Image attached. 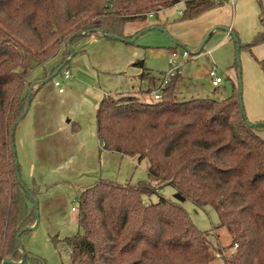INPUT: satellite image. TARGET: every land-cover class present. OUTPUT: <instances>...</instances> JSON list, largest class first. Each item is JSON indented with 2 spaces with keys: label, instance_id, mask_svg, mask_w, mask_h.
Returning <instances> with one entry per match:
<instances>
[{
  "label": "trees",
  "instance_id": "obj_1",
  "mask_svg": "<svg viewBox=\"0 0 264 264\" xmlns=\"http://www.w3.org/2000/svg\"><path fill=\"white\" fill-rule=\"evenodd\" d=\"M181 1L0 0V264L7 259L47 264L22 244L31 233L22 231L37 221L38 197L50 188L28 187L16 155L15 130L36 92L28 90V76L63 49V61L40 85L53 80L68 64L70 47L82 38L133 44L123 35L125 25L150 14L157 18ZM226 2L186 0L180 21ZM259 20L262 30L248 43L232 32L239 53L252 54L264 43L263 11ZM257 62L264 72V60ZM240 98L234 86L224 100H179L171 84L159 101L129 94L103 97L95 113L101 150L145 162L147 180L100 179L81 193L75 209L78 231L63 240L70 264H211L213 253L225 249L233 251L222 256L223 264H264V121L249 122ZM166 186L184 201L211 207L218 226L199 231L180 202L160 194ZM153 195L156 202L145 200ZM219 229L230 242L217 248Z\"/></svg>",
  "mask_w": 264,
  "mask_h": 264
},
{
  "label": "crops",
  "instance_id": "obj_2",
  "mask_svg": "<svg viewBox=\"0 0 264 264\" xmlns=\"http://www.w3.org/2000/svg\"><path fill=\"white\" fill-rule=\"evenodd\" d=\"M260 2L264 13V0ZM257 3L258 0H234L232 4L227 0L224 5L187 21H180L184 5L178 10L177 16L167 15L169 9L177 7L175 5L161 11L157 18L149 17L157 19V23L141 27L134 34L124 37H133L146 28L148 30L145 31L155 30L152 28L154 26L166 30L175 48L169 45L170 42H166L167 48L164 46L159 50L165 54V57L169 58L170 50L189 48L196 51L194 62L202 64L205 61L202 57L208 55L210 62H205L203 66V80L206 81L208 71L215 66L218 77L222 78L223 75L219 74L222 72L225 79H222L217 87L208 83L212 88H219L224 81H228L232 95L235 85L230 69H233L236 63V45L230 33L234 31L240 43L245 44L262 30ZM207 35L209 36L205 45L198 53ZM206 47L208 48L204 52ZM71 49L74 56L66 67L71 71L72 77L69 81L63 82L65 86L62 84V93L58 92L51 80L40 84L63 61V49L54 59L28 76L27 83L36 92L14 135L23 182L28 187L36 183L41 190L50 186L38 197L40 218L38 225L40 223L46 225L51 221L70 226V232L64 237L73 236L78 231L76 215L72 222L67 212L72 198L100 179L119 184H136L137 174L141 177L143 172V170L141 173L138 172L140 163L135 158L101 150L95 118L98 103L103 97L116 94L135 95L149 102L144 96L148 94L150 99H153V92L159 89L161 76L166 72L165 69L153 70L145 60H141L144 58V52L125 46L119 40L86 37L74 43ZM242 51V58L247 66L245 89L248 98L244 104L245 112L251 122H262L264 121V85L260 80L262 70L260 71V67L258 69L256 66H259L257 61L264 60V43L254 47L252 54L246 50ZM203 52L204 54L201 55ZM187 59L182 61L183 74L180 72L171 82L179 100L181 97L183 100H186V97L194 98L188 96L189 94L183 95L181 88L191 87L192 83L199 80L192 63ZM138 61L142 62V67L134 65ZM251 70L256 73V81L260 82L258 87L253 82L254 77L248 72ZM121 74L128 76V81L122 87V83L116 81L117 77H113ZM141 75L144 77L141 78ZM201 90L197 92V98H201L200 93L204 95L205 91L203 88ZM145 166L147 174V165ZM62 181H70L72 184H60ZM71 211L75 213V208L72 207ZM37 235V231H32L28 236V243H23L26 251L34 252Z\"/></svg>",
  "mask_w": 264,
  "mask_h": 264
},
{
  "label": "rangeland",
  "instance_id": "obj_3",
  "mask_svg": "<svg viewBox=\"0 0 264 264\" xmlns=\"http://www.w3.org/2000/svg\"><path fill=\"white\" fill-rule=\"evenodd\" d=\"M184 1L185 0H182L179 4H177L176 8L169 9V11L167 12V15L170 17L177 16L178 10H181V8L184 5ZM259 5L260 4L257 3L258 14L261 15L263 10H261V7ZM263 17H264V13H263ZM157 22H158L157 19H151L148 17L145 21H134V22L128 23L124 27L123 35L129 36L131 34H134L141 27H144V26L148 27L151 24L157 23ZM158 29H160V28H157V30L153 29L152 31H145V32L140 33V34H136L132 38H134V37H138V38L134 41L133 44H125V43H123V44L125 46L132 47L135 49H139L142 52H144V54H145L144 58L141 60H145L146 64L151 66L153 68V70H160L161 71V70L165 69L166 71H168L169 70V66L167 64L168 57H165V54L163 52H160L159 50L166 45V42H170L169 45L173 48H175V45H173V43H171L170 36L168 34H166V30H164L162 28H161V30H158ZM209 35H207L204 38L202 43L207 40ZM202 43H201V45H202ZM158 47H159V49H158ZM164 48H167V47L165 46ZM207 48L208 47H206L204 49V52L207 50ZM182 50L183 49H181L179 51L181 55H182ZM186 50L189 51V53H190L189 58L187 60H190V62L192 63L193 69L196 71L195 74L198 75L199 80L192 83L191 87L186 86V87L181 88L182 94L183 95L189 94L188 96H194V98H197V92L198 91L201 92L202 91L201 88H203V90L205 92H204V95H202V93H200L201 98H208V99H213V100H222V99L224 100L225 98L230 97L231 96V88H230V85L227 83L228 81H224L223 84L220 85L219 88H212V86L208 83V82H210L209 78H206V81L203 80V66H205V62H207V63L210 62V57L208 55L203 56L202 59H204L205 61L202 64H201V62L195 63L194 62V60H195L194 53H196V51L189 49V48H186ZM155 51H157V52H155ZM170 51H168V55H169ZM204 52L201 55H203ZM242 52H240V54H239V64H235L233 69L231 68L230 71H231V73H233V84L235 85L236 88L238 87L239 89H241V100H242V106L244 109L246 119L249 122H251L250 119H248L249 117L245 112V105H244L246 102V99L248 98L247 97L248 93L245 89V80L247 81V79L245 77V73H247V71H246L247 66H246L245 61L242 58L243 57ZM191 54H193V55H191ZM178 62L180 63L181 59ZM252 63L254 66H256L253 61H252ZM258 65L259 66H256V67L258 69L260 67V71H261L262 66L259 63H258ZM180 72H182V74H183V68L180 69ZM248 72H250L251 77H254L253 82L255 84H257L255 86L258 87L259 86L258 84H260V82L256 81L257 80L256 79V73H254L252 70L248 71ZM260 73H261L260 74V80L264 85V72H263V70ZM219 74H220V76L223 75L222 79H225L224 74L222 72L221 73L219 72ZM113 77L114 78L117 77L118 80L116 79V81L122 83L121 87L128 81V76L125 74H121V75L113 76ZM56 79L59 80L60 75L56 76L50 82L53 83V81ZM239 81H240V86H239ZM224 87H226L225 90H224ZM30 89H33L32 86L30 88H28V90H30ZM187 91H189V93H187ZM150 98L151 97H149L148 94H146L144 96L145 100H147V101L152 100L153 101V99H150ZM186 98H187L186 100L190 99V97H186ZM180 99L183 100L182 97ZM98 105H99V103H98ZM251 123H254V122H251ZM260 136L264 140V129L260 132ZM145 165H146L145 162H141L139 165L138 172L141 173L142 170H143V172L141 174V177H140V174H137L138 182L147 180V174L145 171L146 166ZM70 181H62L60 184L71 185L72 181L71 182ZM160 194L164 198L175 200L174 196L176 195V192L170 186L164 187L160 191ZM80 195H81V193H79L78 196L72 198L68 204L69 211L67 210V212H69V216L71 217L72 222H74V220H75L76 213H73L71 211V208L72 207H74L75 209L78 208V200H79ZM145 200L151 201V202H156L158 200V196L153 195L150 198H145ZM181 204H182L184 210L187 212L191 222L194 224V226L199 231H212L215 227L218 226V223H219L218 216H217L216 212L211 207L206 206V207L200 208V207L195 206L193 203H191L188 200L182 202ZM38 214H39V212H38ZM42 223H43V221H42ZM35 231H37L38 235H37V239L35 241L34 252L32 254L44 259L47 264H70L69 249H68L66 243L63 242V240L65 238H68V236L67 237H64V236H65V234L70 232V226H63L60 223H52L51 221H49V223H47L46 225L40 223L38 225V227L35 229ZM31 234H32V232L22 238V244L28 243L27 242L28 236ZM215 234L217 236V240H216L217 248L224 247L225 245H227L230 242V237L227 234V232L225 231V229H219L215 232ZM69 237H72V236H69ZM232 251H233V249L229 250V251L225 249L223 254H221V255H219L215 251L213 253L214 258H213V261L211 262V264H223L222 263V261H223L222 256L225 255L227 257L229 255V253H231Z\"/></svg>",
  "mask_w": 264,
  "mask_h": 264
},
{
  "label": "built area",
  "instance_id": "obj_4",
  "mask_svg": "<svg viewBox=\"0 0 264 264\" xmlns=\"http://www.w3.org/2000/svg\"><path fill=\"white\" fill-rule=\"evenodd\" d=\"M233 4L234 0H228ZM149 17H152L150 14ZM180 50L178 49H173L169 53V58H168V66L169 70L166 71L162 76H161V84L158 90L153 92V99L155 101H159L162 99V91L163 89L167 88L171 82L180 74V69L182 67V61H185L189 57V52L186 49L182 50V55L179 52ZM181 59V62L179 63L178 61ZM60 79L59 80H54L53 85L56 87L59 93L63 92V85L62 83L64 81H69L72 77L71 71L65 67L62 69L60 72ZM208 78L210 79V83L212 86L217 87L221 82L222 78L218 77L217 75V68L213 66L207 73ZM74 211V209H72Z\"/></svg>",
  "mask_w": 264,
  "mask_h": 264
},
{
  "label": "water",
  "instance_id": "obj_5",
  "mask_svg": "<svg viewBox=\"0 0 264 264\" xmlns=\"http://www.w3.org/2000/svg\"><path fill=\"white\" fill-rule=\"evenodd\" d=\"M156 29H157V28H156ZM159 30H161V28H160ZM230 34H231V37H232V39H233V41H234V43H235V45H236V61H237L238 64H239V54H240V53H239V45H238V43H237V38L233 35L232 32H231ZM135 38H136V37L130 39L129 41L132 42V41H134ZM119 40L124 41V39H119ZM205 42H206V41H205ZM205 42L202 43V45H201V47H200L198 53H200V52L202 51V49H203V47H204V45H205ZM70 51H71V56L65 61L64 65H66V64H67V63L73 58V56H74V52L72 51L71 47H70ZM239 86H240V81H239ZM30 90H31V89H30ZM239 94L241 95V89H239ZM239 104H240L241 109H243L241 98L239 99ZM29 105H30V103L28 102V103H27V106H26V109H25V113H27L28 108H29ZM247 123H248V121H247ZM249 125L252 126L251 124H249ZM253 126H256V125H253ZM174 198H175V200H177V201L180 202V203L184 202V198H182L179 194H176V195L174 196ZM38 217H39V216H38V214H37V221H36V223H35V225H34L33 227H31V228H27V229H24L22 232H24V231H29V232L34 231V230L36 229L37 225H38V221H39V218H38ZM22 232H21V233H22ZM19 237H20V234L18 235V239H19ZM11 263H12V262H11L10 260H8V259L4 261V264H11ZM18 264H21V262L18 263Z\"/></svg>",
  "mask_w": 264,
  "mask_h": 264
}]
</instances>
